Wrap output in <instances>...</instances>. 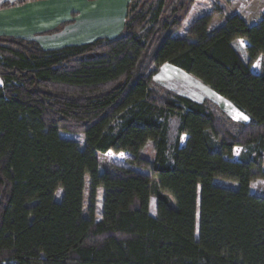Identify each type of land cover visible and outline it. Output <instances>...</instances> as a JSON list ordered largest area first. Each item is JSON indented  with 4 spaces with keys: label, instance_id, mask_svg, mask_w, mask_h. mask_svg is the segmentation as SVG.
<instances>
[{
    "label": "trees",
    "instance_id": "obj_1",
    "mask_svg": "<svg viewBox=\"0 0 264 264\" xmlns=\"http://www.w3.org/2000/svg\"><path fill=\"white\" fill-rule=\"evenodd\" d=\"M193 3L131 0L114 39L45 49L0 37V264H264V197L251 193L264 180V16L249 25L234 14L211 29L216 7L175 37ZM165 64L249 122L158 91ZM62 133L82 135L84 147ZM149 142L152 162L142 157ZM99 154L150 174L101 172Z\"/></svg>",
    "mask_w": 264,
    "mask_h": 264
},
{
    "label": "rangeland",
    "instance_id": "obj_2",
    "mask_svg": "<svg viewBox=\"0 0 264 264\" xmlns=\"http://www.w3.org/2000/svg\"><path fill=\"white\" fill-rule=\"evenodd\" d=\"M15 4V0H8ZM53 0H28L25 3H49ZM68 1V0H64ZM131 0H72L75 9L62 8L61 15L69 17L67 20L62 17L54 26L43 29H36L34 34L31 30L24 27H13L8 29V33L4 32L0 37H13L25 40H33L38 42L45 49H57L67 45L83 44L92 42L96 39H114L124 33L126 23L127 9ZM176 1V0H175ZM23 3V4H25ZM22 4H15L13 7L21 6ZM73 5V8H74ZM218 9L222 11L220 18H216L212 24L211 29H215L223 24L226 19L234 13H242L248 18L249 25L256 24L264 16V0H194L193 6L189 13H187L185 21L181 29L176 33L178 37H186L191 26L195 21L204 15L210 14L213 10ZM69 10H72L69 13ZM63 13V14H62ZM46 18L52 17L47 14ZM66 17V18H67ZM35 31V30H34ZM39 31V32H38ZM234 47L247 60V54L243 49L241 43L236 41ZM155 88L158 91H172L174 93L187 96L194 101L204 102L211 101L224 111V113L235 123L249 122V118L237 110L227 100L217 95L209 87L205 86L194 76L179 70L169 64L163 65L159 68L154 76ZM2 81L0 80V85ZM247 117V119H244ZM179 125L178 118L174 117L169 122V143L172 145L177 135V128ZM64 138L75 139L84 147V137L82 135H72L67 133L61 134ZM142 157L149 161L155 160L154 143L149 142L142 153ZM101 172L109 170L112 165H125L126 167L134 168L137 171L150 174L149 171L132 167L127 163L121 162L111 156L99 154ZM264 169V162H263ZM215 184L228 188L237 189L238 184L235 182L217 179ZM251 193L264 197V180H258L251 185ZM62 197V190L57 193V201ZM103 190H99L97 202V219L102 217L103 209ZM90 203V188L89 179H87V189L85 197V208L87 209ZM150 213L156 216V199H151Z\"/></svg>",
    "mask_w": 264,
    "mask_h": 264
},
{
    "label": "crops",
    "instance_id": "obj_3",
    "mask_svg": "<svg viewBox=\"0 0 264 264\" xmlns=\"http://www.w3.org/2000/svg\"><path fill=\"white\" fill-rule=\"evenodd\" d=\"M48 2L49 3L47 2L46 3L38 2V3H32V4L25 3V4H22L21 6H17V7L10 6V7L1 9L0 10V35H3L4 32L8 33V29L9 30L13 29V27L15 26L18 27V25L20 27H24L28 30H31L35 34L36 29L39 30V29L46 28L45 26L52 27L58 21H60L62 17H64L67 20L69 17H67L66 15H61V11L64 10L62 8L71 9V6H72V9L76 8L72 0H68V1L53 0V1H48ZM3 3H11V2L8 0H0V5ZM73 5H74V8H73ZM71 12L72 10H69V13ZM47 14L52 15V17L46 18L45 16ZM234 14L240 15L246 20V22L248 21V18L242 15V13L238 12ZM175 37H178V36H176L175 34Z\"/></svg>",
    "mask_w": 264,
    "mask_h": 264
},
{
    "label": "snow or ice",
    "instance_id": "obj_4",
    "mask_svg": "<svg viewBox=\"0 0 264 264\" xmlns=\"http://www.w3.org/2000/svg\"><path fill=\"white\" fill-rule=\"evenodd\" d=\"M244 119H247V117H244Z\"/></svg>",
    "mask_w": 264,
    "mask_h": 264
}]
</instances>
